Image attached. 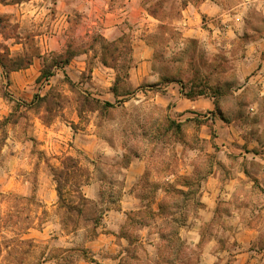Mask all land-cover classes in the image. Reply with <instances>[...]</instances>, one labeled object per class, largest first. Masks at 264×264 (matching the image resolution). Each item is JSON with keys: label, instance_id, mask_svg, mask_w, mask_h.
<instances>
[{"label": "crops", "instance_id": "obj_1", "mask_svg": "<svg viewBox=\"0 0 264 264\" xmlns=\"http://www.w3.org/2000/svg\"><path fill=\"white\" fill-rule=\"evenodd\" d=\"M3 1L0 119L7 118L15 107L26 113L31 130L19 140H6L0 194L34 196L42 206L55 209L60 191L100 209L92 226L85 227L83 223L92 222L84 219L79 222L83 226H76L78 218L74 228L68 229L62 218L53 216L38 230L29 229L25 239L50 241L47 251H58L43 264H69L70 251H87L91 258L80 257L73 264H125L127 259L133 261L125 251H137L139 245L145 251H163V237L154 224L162 222L158 213L170 177H162L149 204L142 186L151 187L157 178L151 175L144 184V158L111 148L95 134L99 126L94 120L99 112L80 109L72 100L70 85L84 96L110 104L132 97L146 86L147 99L151 98L154 106L168 112L181 128L192 126L215 159L199 186L198 202L203 209L197 217L189 218L188 226L178 229L177 238L193 246L199 244L203 226L213 221L219 205L226 204L225 223L233 230L231 241L242 245L234 264H264V25L251 27L246 22L253 7L264 16V0H241L239 8L230 11H224L215 0H201L197 6L181 7L179 17L171 22L182 43L195 41L223 56L218 58L224 59L226 66L235 65L239 84L226 103L212 94L187 98L182 85L174 80L161 92H153L160 87L159 75L147 35L156 32L160 21L143 0ZM108 45L129 51L125 90L116 84L120 73L109 65L104 52ZM67 52L70 58L63 64L60 59ZM122 58L118 54L116 63ZM54 61L47 79H41ZM13 62L22 66L8 72L7 65ZM52 93L67 99L57 106L52 124L46 125L41 113L36 114L35 98ZM34 148L39 152H33ZM72 160L76 169L67 165ZM59 175L68 181L59 183ZM146 209L151 210L155 222L138 227L139 217L134 216ZM257 240H263L259 250L254 247ZM213 251H207L198 264H212L206 260Z\"/></svg>", "mask_w": 264, "mask_h": 264}, {"label": "rangeland", "instance_id": "obj_2", "mask_svg": "<svg viewBox=\"0 0 264 264\" xmlns=\"http://www.w3.org/2000/svg\"><path fill=\"white\" fill-rule=\"evenodd\" d=\"M143 2L148 11L160 21L156 32L147 35L154 50L155 71L159 75L160 87L154 88L153 92H161L166 83L174 80L182 85L186 94H212L219 101L229 102L232 92L239 84L235 65L226 66V61L218 58L223 56L200 46L195 41L182 43L179 32L171 26V22L179 17L181 7L188 4L197 6L201 0H143ZM214 2L224 11L237 10L242 3L241 0ZM256 7L251 9L246 20L251 27L264 25V16L257 12ZM105 48L110 56L107 59L109 65L117 68L120 73L118 86L125 90L124 78L129 51L128 49L119 51L115 45H108ZM118 54L123 57L120 64L116 63ZM70 88H73L74 92L72 100L80 103V90L74 89L72 85ZM147 88L141 86L137 89L136 95L111 104L112 108L100 111L94 120L99 126L95 134L103 138L111 148L144 158L146 164L144 184L149 183L148 178L151 175L157 178L151 187L142 186L145 190L141 192L149 199V204L155 197V189L162 185V177H170L171 180V183L163 187L164 196L158 213L162 222L154 224L163 237V251H145L143 246L139 245L137 251H125L133 260L130 262L127 259L125 264H198L210 249L214 251L206 260L207 263L212 261V264H234L235 255L237 251H242V245L236 240L231 241L233 230L232 228L228 230L229 226L225 223V217L229 213L226 204L219 205L213 221L203 226L199 244L193 246L177 238L178 229L188 226L189 218L197 217L198 210L203 209L198 202L199 186L213 167L215 158L209 154L208 145L197 138L192 126L181 128L168 112L154 106L151 98L147 99L146 90H149ZM66 99V96L52 93L45 102L36 103L38 109L36 114L41 113L39 117L46 125H50L58 115L57 106L64 104ZM8 117L10 124L5 127L3 133H0V167L8 153L2 152L6 140L9 138L19 140L31 130L26 113L19 112L13 107ZM33 152L39 151L34 148ZM67 165L77 168L74 160L68 161ZM192 169L193 174L190 175ZM182 173L186 175L182 176ZM59 176L57 177L59 183L62 184L64 179L68 181V177ZM77 198L79 196L75 194L60 192L57 207L54 209L42 206L34 196L23 198L0 194V264H43L51 255H56L58 251H47L50 241H47V244L35 243L24 238L29 229L41 228L42 222L47 218L53 216L62 218L68 229L71 226L74 228L78 218L76 226L82 225L79 223L81 219L92 222L83 223L85 227L96 223L100 212L98 205ZM67 205L81 209L82 217H77L74 211L68 212ZM242 206L243 203H240L239 211H242ZM139 214L134 216V219L139 217L136 220L138 227L155 222L151 210L146 209ZM89 231L88 228L86 233ZM233 234H236L235 231ZM261 243L257 240L254 247L259 250ZM67 257L69 264H73L74 260L80 257L91 259L87 251H70Z\"/></svg>", "mask_w": 264, "mask_h": 264}, {"label": "trees", "instance_id": "obj_3", "mask_svg": "<svg viewBox=\"0 0 264 264\" xmlns=\"http://www.w3.org/2000/svg\"><path fill=\"white\" fill-rule=\"evenodd\" d=\"M0 2H4V1H3V0H0ZM109 46H110V45H109ZM104 52H105L106 56L109 58L110 56H108L109 54H108V51L106 50V48H104ZM70 54H71V53L67 52L66 55L63 56V57L60 59V62H62L63 64H66V63L68 62L69 58H70ZM54 64H56L55 61L52 62V63H50L49 65H47V69L43 72L41 79H42V78L47 79V77L49 76V69H50ZM21 66H22L21 64L18 65L16 62H13L12 64L7 65V67H8V70H7V71L9 72V71H12V70L19 69ZM3 67H4V66H3ZM48 67H49V68H48ZM8 72H6V73L8 74ZM119 80H120V79L118 78L117 81H116V84H118ZM115 92H116V90H115ZM201 95H203V93H198V94H195V95L185 94V96H186L187 98H195V97H197V96H201ZM48 98H49V97L46 96V97H43V98H38V97H36L35 99H36L37 102H39V101H41V102H45L46 99H48ZM37 102H36V103H37ZM77 104H78V107H80V109H83V110L88 109V110H90V111H98L99 114H100V111L102 112V111L106 110L107 108H112V107H113V105H111L110 103H107V102H105V103H101V102H99V101H97V100H95V99H91V98H89V97H87V96H84V95H82V94H81V102H80V103H77ZM8 124H10L9 117H7V118L3 119L2 121H0V133H3V131L5 130V127H6ZM3 143H4V142H3ZM0 149H1V148H0ZM59 195H60V191H59ZM81 200H82V201H85L84 199H81ZM66 210H67L68 212H70V211H74L78 216H80L81 213H82V212H81V209L76 208L75 206H72V207H71L70 205H67Z\"/></svg>", "mask_w": 264, "mask_h": 264}]
</instances>
